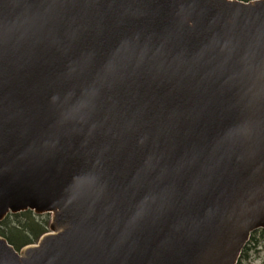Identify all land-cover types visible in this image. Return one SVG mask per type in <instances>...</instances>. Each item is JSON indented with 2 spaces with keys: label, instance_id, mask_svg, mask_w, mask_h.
<instances>
[{
  "label": "water",
  "instance_id": "obj_1",
  "mask_svg": "<svg viewBox=\"0 0 264 264\" xmlns=\"http://www.w3.org/2000/svg\"><path fill=\"white\" fill-rule=\"evenodd\" d=\"M0 264H238L264 230V0H0Z\"/></svg>",
  "mask_w": 264,
  "mask_h": 264
},
{
  "label": "trees",
  "instance_id": "obj_2",
  "mask_svg": "<svg viewBox=\"0 0 264 264\" xmlns=\"http://www.w3.org/2000/svg\"><path fill=\"white\" fill-rule=\"evenodd\" d=\"M242 2H250L253 0H239ZM49 223L46 216H36L28 211L17 215H9L0 224V236L5 238L7 242L19 251L21 248L34 244L45 233L48 232ZM259 244L264 242V230L256 231L251 235L250 241ZM243 250L238 264H244L247 261L245 250Z\"/></svg>",
  "mask_w": 264,
  "mask_h": 264
},
{
  "label": "rangeland",
  "instance_id": "obj_3",
  "mask_svg": "<svg viewBox=\"0 0 264 264\" xmlns=\"http://www.w3.org/2000/svg\"><path fill=\"white\" fill-rule=\"evenodd\" d=\"M46 216V220L50 224L51 216ZM49 229V228H48ZM244 264H264V242L257 244L250 252V258Z\"/></svg>",
  "mask_w": 264,
  "mask_h": 264
},
{
  "label": "flooded vegetation",
  "instance_id": "obj_4",
  "mask_svg": "<svg viewBox=\"0 0 264 264\" xmlns=\"http://www.w3.org/2000/svg\"><path fill=\"white\" fill-rule=\"evenodd\" d=\"M257 244L252 242L250 245H247V249L245 250V256L247 258H250V252L252 251V249H254V247L256 246Z\"/></svg>",
  "mask_w": 264,
  "mask_h": 264
}]
</instances>
